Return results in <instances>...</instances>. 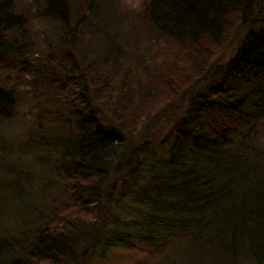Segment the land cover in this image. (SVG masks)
<instances>
[{
  "label": "trees",
  "instance_id": "1",
  "mask_svg": "<svg viewBox=\"0 0 264 264\" xmlns=\"http://www.w3.org/2000/svg\"><path fill=\"white\" fill-rule=\"evenodd\" d=\"M17 99L33 118L0 139V264L109 246L264 264V0H148L138 18L0 0V116Z\"/></svg>",
  "mask_w": 264,
  "mask_h": 264
},
{
  "label": "clouds",
  "instance_id": "2",
  "mask_svg": "<svg viewBox=\"0 0 264 264\" xmlns=\"http://www.w3.org/2000/svg\"><path fill=\"white\" fill-rule=\"evenodd\" d=\"M148 0H117V7L123 14L134 18L142 16L147 8ZM129 25L125 22L121 29L128 30ZM29 105H17L13 114L9 117L0 116V139L9 143H17L27 138L32 115Z\"/></svg>",
  "mask_w": 264,
  "mask_h": 264
},
{
  "label": "rangeland",
  "instance_id": "3",
  "mask_svg": "<svg viewBox=\"0 0 264 264\" xmlns=\"http://www.w3.org/2000/svg\"><path fill=\"white\" fill-rule=\"evenodd\" d=\"M97 102V101H96ZM19 99H17V105H29L30 101L25 103H19ZM98 111L100 112L102 118L107 122L106 119H109L106 113L100 109L99 103ZM23 159H26L24 157ZM113 172H111V178L104 184L105 191L108 193L110 191V182L115 177V166L112 168ZM110 181V182H109ZM132 204L127 200L126 204H124V212L131 211ZM162 259V255L148 256L142 250L136 248H127L123 246H109L104 248L103 251H98L95 256L91 257L90 261L87 263V259H82V264H159ZM139 261V262H137ZM137 262V263H136Z\"/></svg>",
  "mask_w": 264,
  "mask_h": 264
}]
</instances>
